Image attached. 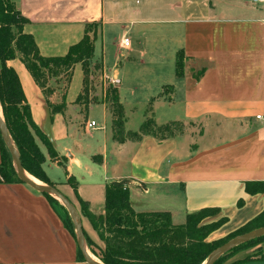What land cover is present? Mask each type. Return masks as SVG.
<instances>
[{
    "label": "crops",
    "instance_id": "0c3cea01",
    "mask_svg": "<svg viewBox=\"0 0 264 264\" xmlns=\"http://www.w3.org/2000/svg\"><path fill=\"white\" fill-rule=\"evenodd\" d=\"M9 1L27 19L23 31L33 36L43 56L64 55L82 38L86 24L96 23L91 59L100 62L105 77L120 79L116 88L122 105L118 65L123 58L127 64L131 56L125 58L118 48L137 50L158 32L159 43L141 47L140 54L165 50L159 54L160 74L147 94L148 115L157 124L181 121L183 131L121 143L112 137L105 102L100 103L103 124L90 127L92 103L85 108L75 101L77 96H67L68 86L64 108L51 113L21 61H8L19 76L33 121L44 134L48 128L45 135L57 152L53 159L43 150V169L46 164L61 168L63 175L51 177L44 169L45 174L73 203L82 230L97 246L104 247V242L82 214L79 199L94 214H102L105 186L121 179H128L125 185L136 211H169L173 224L183 223L188 212L217 208L218 214L208 220L226 221L210 236H225L264 212V193L245 191L247 181L264 182V2ZM123 36L129 39L126 48L120 44ZM178 52L184 58L179 76ZM107 56L113 58L111 67ZM73 70L80 78L79 94L81 64L75 63ZM58 99L61 94L54 90L50 101L57 104ZM126 121L125 116L124 126ZM69 176L76 181L78 197L67 183ZM56 207L24 183L0 182V264H85L75 259L76 241ZM221 264H264V241L231 252Z\"/></svg>",
    "mask_w": 264,
    "mask_h": 264
},
{
    "label": "trees",
    "instance_id": "16d2710c",
    "mask_svg": "<svg viewBox=\"0 0 264 264\" xmlns=\"http://www.w3.org/2000/svg\"><path fill=\"white\" fill-rule=\"evenodd\" d=\"M26 22L27 19L9 0H0V107L24 170L43 183L56 186L42 168L45 157L35 141V135L44 143L51 158H56L57 152L33 121L19 76L14 68L8 65V61L19 58L35 85L41 89L51 113L60 112L64 108L65 93L71 80L73 66L80 63L83 72L82 89L75 101L88 103L87 67L93 56V43L96 38V31L91 30V27L96 28L97 24H86L82 38L70 45L64 55L43 56L33 36L23 31ZM182 56L181 52L176 55L175 72L178 76L183 73ZM52 78L63 86L61 100L57 104L50 101L54 92L49 85ZM104 102L111 115L112 137L119 143L126 140L137 141L144 135L163 139L183 131L181 121L157 124L151 115L144 118L137 130H126L124 107L119 101L116 86L109 83L105 87ZM150 105L151 102L148 103L147 111L150 110ZM0 151V182H21L16 176L10 153L1 135ZM67 183L77 196L75 179L69 176ZM125 184L109 183L105 186L102 214H94L87 208L85 202L78 198L82 214L88 218L92 228L104 242V247L97 246L83 230L85 242L93 255L104 264H202L209 253L225 241L264 225V212H260L224 237L209 240L210 234L226 221V217L208 220L218 214L217 208L205 207L188 212L183 223L173 224L169 211H136L130 203L129 190ZM245 191L264 193V182L247 181ZM41 194L49 204L61 206L64 211L63 225L75 237L73 223L65 207L51 195ZM262 241L264 236L239 244L222 254L214 264H221L235 250L254 246ZM76 257L84 261L78 246Z\"/></svg>",
    "mask_w": 264,
    "mask_h": 264
},
{
    "label": "rangeland",
    "instance_id": "374dc122",
    "mask_svg": "<svg viewBox=\"0 0 264 264\" xmlns=\"http://www.w3.org/2000/svg\"><path fill=\"white\" fill-rule=\"evenodd\" d=\"M91 30L96 31V28L93 26V27H91ZM153 35L154 36L151 37L149 43L141 42L140 45L138 47H136V48H138L137 49L138 51L134 50L131 52H127L124 50H119V48H118V51L120 53H122L125 56V58L128 56L129 57L131 56L129 62L125 65H123V60H125V59L124 58L121 59L120 61L122 64H120V66L118 65V68H120V78L122 80L121 84L119 85L120 86V95L122 96L121 99H122V102L124 105L125 116H126V120H127L126 121L127 123H125V126L129 129H131L132 131L137 130L138 127L140 126V124L142 123V121L144 120V118L146 116H148L147 106H148L149 102L147 103L146 101L148 100L149 96L147 94L149 92V87H152L154 82L157 80L158 75L160 74L159 73L160 72V67H159L160 63H158L159 54L164 53L165 50H163V51L157 50V49H154V51L153 50H151V51L147 50L149 55H147L146 57H142L140 54V51H139V50H141V47H143V49L146 50V47L153 46V44L157 45L159 43L158 32L154 33ZM134 47H135V44H133L132 48L134 49ZM98 52L99 51H97L96 53H98ZM16 58L19 61V58L18 57H16ZM16 58H14V59H16ZM107 60H108V65L111 67V63L113 61V58H109L107 56ZM162 64H163V61H162ZM182 64H184L183 56H182ZM87 68H88V85H87V88H88V92H89L88 101L90 103H92L91 106L89 107V112H88L87 117H88V119L92 118L97 123V125H100V124H103V120H104L103 114H102V110H103L102 107L103 106L100 103L104 102L103 91H104L105 87L108 85V82H110V80H109V77H105V75L101 71L100 62L93 61L91 59ZM161 68H162L161 70H163L162 72H164L166 65H163ZM55 80L56 79L52 78L49 81V85L56 91V93L59 96L63 91V86L60 82L55 81ZM79 84H80V78L78 77V75L73 70L72 78L70 80V85H69V88L67 91V96L72 94L75 98L78 94V91H79ZM58 100H60V99H58ZM82 103L85 105L84 107L86 108L88 103H86V102L84 103V101ZM37 105H38V103H37ZM0 115L2 116L1 107H0ZM35 141H36L38 147L40 148V150L42 151L43 155H44V152L48 154L46 146L44 145V143H42V141L36 135H35ZM43 150H44V152H43ZM44 157H45V155H44ZM48 157H50L49 154H48ZM42 168H43V164H42ZM44 169L48 173V175L51 177H55L56 175H63L61 168L49 167L46 164L44 166ZM152 201L158 203L157 200H152ZM58 202L60 203L59 200H58ZM57 206L60 208V213H61L60 216L61 215L64 216V211L61 208V206L60 205H57ZM58 207H56L57 210H59ZM62 216H61V218H62ZM175 220L176 221L178 220V216H176ZM70 235H71V233H70ZM71 237L75 240V237H73L72 235H71ZM222 237H224V235L220 236V238H222ZM210 238H212V239H210ZM216 238H219L218 232H216L212 236H210L209 240H213ZM86 246H87V244H86ZM87 249L91 252V249L89 248V246H87ZM95 257H97V256H95ZM75 259L77 261H83L82 259L81 260L77 259V257H75ZM85 264H87V263L85 262Z\"/></svg>",
    "mask_w": 264,
    "mask_h": 264
},
{
    "label": "water",
    "instance_id": "95a60500",
    "mask_svg": "<svg viewBox=\"0 0 264 264\" xmlns=\"http://www.w3.org/2000/svg\"><path fill=\"white\" fill-rule=\"evenodd\" d=\"M48 119H49V117L47 116V123H48ZM44 130H45V134L47 136H49L48 128H44ZM0 135L3 139V142L6 146V148L8 149V151L10 153V156L12 159V164H13L17 178L22 183H24L28 187H30L32 190H34L40 194L41 193L49 194L52 197H54L55 199L59 200L60 203L65 207V209L67 210V212L71 218V221H72L73 227H74L75 241H76L78 248L80 249V251L82 253L84 261L87 264H104L102 262L101 263L95 262L89 256V253H88L89 250L87 249L85 238L83 235L80 216H79L78 211L76 210L75 206L73 205V203L66 196H64L57 189L56 186L43 183L42 181H41L42 184H40V183H37V182L27 178V176H26L27 172L24 170V168L21 165L18 150L16 149V147L12 141V138L8 132L6 124H5L3 117L1 115H0ZM127 182H128V179H121V180H117V181H112L111 183L114 185H119V184H125ZM260 236H264V225L261 227L252 229L248 232L236 235V236L230 238L229 240L225 241L224 243H222L221 245H219L218 247L213 249L209 253V255L206 257V259L203 261L202 264H214V262L222 254L229 251L233 247H235L239 244L245 243L251 239L260 237Z\"/></svg>",
    "mask_w": 264,
    "mask_h": 264
},
{
    "label": "built area",
    "instance_id": "2783aa9c",
    "mask_svg": "<svg viewBox=\"0 0 264 264\" xmlns=\"http://www.w3.org/2000/svg\"><path fill=\"white\" fill-rule=\"evenodd\" d=\"M250 1H253V2H261V3L264 2V0H250ZM120 44L122 45V47H125L126 48L129 45V39H128V37L123 36L121 38V40H120ZM109 80H110V82H108V83L111 84L112 86H116L120 82V79L117 78V77L109 78ZM256 117L257 118H261V115L258 114V115H256ZM95 124H96L95 121L91 120V121H89L88 126L94 127ZM100 127L102 128L103 126H100Z\"/></svg>",
    "mask_w": 264,
    "mask_h": 264
},
{
    "label": "bare ground",
    "instance_id": "6f19581e",
    "mask_svg": "<svg viewBox=\"0 0 264 264\" xmlns=\"http://www.w3.org/2000/svg\"><path fill=\"white\" fill-rule=\"evenodd\" d=\"M26 176H27V178H29L30 180H33V181H35V182H37V183L42 184V182H41L39 179H37L36 177H34L33 175H31V174H29V173H26ZM87 251H88V250H87ZM88 253H89V256H90L95 262H97V263H101V261H100L97 257H95L90 251H88Z\"/></svg>",
    "mask_w": 264,
    "mask_h": 264
}]
</instances>
